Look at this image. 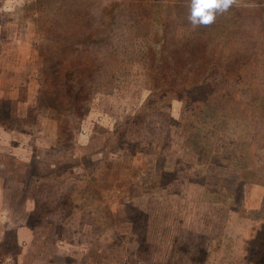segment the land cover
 <instances>
[{"label": "rangeland", "instance_id": "1", "mask_svg": "<svg viewBox=\"0 0 264 264\" xmlns=\"http://www.w3.org/2000/svg\"><path fill=\"white\" fill-rule=\"evenodd\" d=\"M189 5L0 0V82L19 99L3 113L23 115L7 121L21 132L3 182L35 201L20 264H264V6H230L243 15L231 44L258 64L240 84L205 76L184 109L172 92L154 96L182 76H158L147 52L163 64L166 40L205 36L213 23L194 28ZM214 83L226 88L207 99ZM242 85L259 94L228 100ZM20 250L12 232L0 264H18Z\"/></svg>", "mask_w": 264, "mask_h": 264}, {"label": "trees", "instance_id": "2", "mask_svg": "<svg viewBox=\"0 0 264 264\" xmlns=\"http://www.w3.org/2000/svg\"><path fill=\"white\" fill-rule=\"evenodd\" d=\"M167 1V0H166ZM179 1V0H178ZM242 1V0H240ZM245 2H254L259 3L264 6V0H243ZM151 7H157L159 5H154L149 1ZM157 4V0H156ZM163 7V5H160ZM166 12L170 18V24L175 23L178 16L171 17L172 13L177 12L178 6L173 4H167ZM261 10V8H260ZM242 16L237 13V10L234 8H229V10L225 13L220 14L219 20L213 23L212 27L208 28L209 31L205 32V36H185L178 38H171L166 40L163 43V48L170 49L172 44L175 46L173 57L171 59H167L168 56H163L162 59L166 60L163 64H155L156 55L152 48H149L147 52L150 56V68H153L156 71L158 76L164 77L167 79L171 74H176L177 76H182L179 79L180 85L172 86L167 85L166 88H160L159 92L154 96H165L169 93H174L173 98L181 99L184 102V109L189 108V95L191 93H195L198 89L203 86H200V82H202V78L205 76H209L214 74V78L222 77L223 79H227V77H232L234 82L239 83L246 78V73H248V64L252 66H256L258 64L257 59H251V57L242 55V49L239 45L231 44V42H236L234 40L233 35L235 33H231L234 30L232 28V24L234 23V27H240L242 22ZM227 17L226 21L224 19ZM223 18V19H222ZM231 18V19H230ZM236 19V21L234 20ZM238 19V20H237ZM222 22L225 24L223 25ZM169 24V21L167 22ZM224 26H230L225 27ZM166 28H170L169 25H166ZM241 28V27H240ZM165 29V31L167 30ZM205 30V29H204ZM239 28L238 31L239 32ZM148 31V30H147ZM149 32V31H148ZM236 32V33H237ZM252 48L253 46L250 44L246 50ZM154 61V64L152 62ZM225 62V63H224ZM71 78L75 79V73ZM95 75V72L91 69L89 71V77L92 79ZM176 76V77H177ZM175 77V78H176ZM191 79H193L191 81ZM222 79V80H223ZM243 87L237 88V96L239 95V99H231L229 95L228 100L235 101V104L244 105V103L240 100L243 99L242 94L245 90H252L253 96L259 94V88L250 87V89H245L246 85H242ZM213 88L211 96H207V99H214L218 97V92L222 89H225V86H221L218 83H214L213 86L208 87ZM216 88L217 91L215 90ZM228 94L232 93V90L228 88ZM225 93H221L220 96H224ZM83 96V95H82ZM150 99V101H153ZM208 103H212V101H208ZM143 113H140L141 117H144L155 114L156 111L152 109L142 110ZM57 179V177H54Z\"/></svg>", "mask_w": 264, "mask_h": 264}, {"label": "crops", "instance_id": "3", "mask_svg": "<svg viewBox=\"0 0 264 264\" xmlns=\"http://www.w3.org/2000/svg\"><path fill=\"white\" fill-rule=\"evenodd\" d=\"M5 70H0V81H2ZM8 75L6 73L5 77ZM9 89L8 83L0 82V246L4 245L9 240L10 234L13 232L17 245L21 247L20 253L12 259L16 260V263L23 262L28 248H34V230L27 223V218L30 216L31 211L34 208V198H30L28 192L23 189L19 193H13L12 198L8 196V188L3 182V166H7L6 160L9 155L18 154V149L9 148V137L11 134L15 135L20 133V128L17 126H11L8 124L10 119L22 118V114L19 111L11 113H3L5 107L11 101L13 104L18 105L19 99H9L7 92ZM23 102V100H21ZM40 118V115L38 116ZM12 136V135H11ZM13 144V143H12ZM17 145H19L17 143ZM22 145V144H21ZM13 146H15L13 144ZM17 148H19L17 146ZM16 160V156H13ZM20 262V263H19Z\"/></svg>", "mask_w": 264, "mask_h": 264}, {"label": "clouds", "instance_id": "4", "mask_svg": "<svg viewBox=\"0 0 264 264\" xmlns=\"http://www.w3.org/2000/svg\"><path fill=\"white\" fill-rule=\"evenodd\" d=\"M236 0H190L187 20L194 27L214 23L218 14L225 13Z\"/></svg>", "mask_w": 264, "mask_h": 264}]
</instances>
